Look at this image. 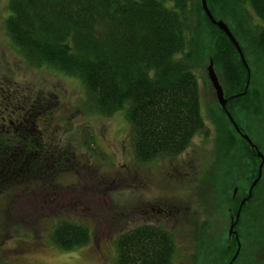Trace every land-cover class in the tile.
Listing matches in <instances>:
<instances>
[{"label": "rangeland", "instance_id": "obj_1", "mask_svg": "<svg viewBox=\"0 0 264 264\" xmlns=\"http://www.w3.org/2000/svg\"><path fill=\"white\" fill-rule=\"evenodd\" d=\"M6 1H0V111L4 110L0 115L5 116L10 101L21 105L27 100L33 109L45 106L36 119L42 136L34 148L49 147L59 158L43 166L44 184L34 185L35 171L28 172L31 184L25 188L15 178L0 182V264H114L117 236L141 225L170 234L169 264H223L221 251L229 238L235 239L232 234L228 237L230 216L234 218L240 199L247 197L260 161L252 163L239 139L227 147L228 130L215 116L219 105L205 72L210 42L200 41L202 52L194 69L202 131L179 154L142 163L134 158L131 127L123 111L98 113L77 78L26 62L2 25ZM242 7L256 23L249 6ZM240 46L254 82L247 78L244 91L254 89L260 98L264 60L253 59L252 47L243 40ZM215 73L221 84L219 72ZM257 107L261 116L243 121L235 110L236 125L263 157L255 196L239 210L238 227L232 228L239 244L236 264H264V105L259 101ZM61 220L85 227L87 242L69 250L52 244L50 232ZM236 248L235 241L225 264Z\"/></svg>", "mask_w": 264, "mask_h": 264}, {"label": "trees", "instance_id": "obj_2", "mask_svg": "<svg viewBox=\"0 0 264 264\" xmlns=\"http://www.w3.org/2000/svg\"><path fill=\"white\" fill-rule=\"evenodd\" d=\"M205 3L214 19L234 26L228 28L239 46L243 40L252 47L253 59L264 60V0ZM243 3L249 6L256 23L248 19ZM5 6L4 31L29 65H46L77 78L100 114L123 111L131 127V147L138 162L175 156L202 131L194 69L203 39L210 42L208 59H212L220 74L225 107L232 119L236 121V109L241 112L242 121L261 116L257 103L261 101L263 107L264 88L260 98L254 89L244 91L247 78L250 84L254 83L250 80L248 60L246 69L226 35L206 17L200 0H7ZM261 70L264 72V68ZM27 102L21 100V106L16 107L18 113L27 110L24 117L31 119L44 114L45 106L33 109ZM218 108L219 115L215 116L223 119L228 130L224 134L227 147H234V139H239L255 164L258 157L233 129L222 108ZM237 126L244 133L238 123ZM31 127L28 126L29 131L36 132ZM255 149L259 151V147ZM255 168L252 172L257 173ZM256 184L240 213L255 196ZM238 219L233 229L238 227ZM49 239L55 246L69 250L84 245L88 231L61 220ZM229 239L221 251L223 264L234 250L235 239ZM115 245L114 264H169L173 249L170 234L151 225L122 232ZM237 257L238 253L232 264L237 263Z\"/></svg>", "mask_w": 264, "mask_h": 264}, {"label": "flooded vegetation", "instance_id": "obj_3", "mask_svg": "<svg viewBox=\"0 0 264 264\" xmlns=\"http://www.w3.org/2000/svg\"><path fill=\"white\" fill-rule=\"evenodd\" d=\"M7 104L8 105H5V116L0 115V182L7 183L11 180V178H15L16 182H19V184L22 185V188H25L26 186L28 187L29 184H31V181L29 180V177L27 175L28 172L35 171L37 173V176H35L36 179L35 181H33L34 185L37 186V182H41L44 184L45 175H43L42 180L40 178V174L44 172L43 168L45 167L46 162H50V155L54 154L55 152L44 148L42 149L40 147L34 148L35 145L40 144L39 139H41L42 136V132L38 131V129L36 128V125L38 123V121H36V115H34L35 117H32L33 119H31L30 117H24V115L27 114L28 111L26 110V112H22L20 114L16 109V107H20L21 105H16L15 103L13 104L11 101ZM3 111L4 110H1L0 113ZM30 125L33 126L31 128L36 130V132L31 133L29 131L30 129L28 128V126L30 127ZM16 130L21 131L19 132ZM37 136L38 138L36 139L35 137ZM241 139L244 140L245 143H247V141L243 137H241ZM249 148L254 152V155L256 156L255 153L257 150L250 146ZM46 154L47 156L45 157ZM54 155L55 156H53L52 158V164L57 162L59 158L58 155ZM55 157H57V159H55ZM31 161L33 162L30 164ZM35 172L33 173L35 174ZM16 176H20V180H17ZM245 201L246 200H244V202ZM230 236L231 235H229L228 237Z\"/></svg>", "mask_w": 264, "mask_h": 264}, {"label": "water", "instance_id": "obj_4", "mask_svg": "<svg viewBox=\"0 0 264 264\" xmlns=\"http://www.w3.org/2000/svg\"><path fill=\"white\" fill-rule=\"evenodd\" d=\"M201 3V7L202 10L204 12V14L206 15V17L208 18V20L217 26V28H219L225 35L226 37L229 39V41L231 42V44L233 45V47L235 48L242 64L246 67L247 69V65L246 62L244 60L241 48L238 44V42L236 41V39L233 37V35L231 34V32L229 31L227 25L221 20V19H214L213 16L211 15V13L209 12L205 0H200ZM205 72H206V76L207 79L209 81V84L214 92V96H215V100L218 103L219 107L222 108V110L224 111L226 117L228 118V120L230 121L232 127L234 128V130H236L237 132L240 133V135L247 141V143L249 144L250 147L255 148V145H253V143L251 142L250 138L244 134L241 133L236 125L235 122H233V120L231 119L228 111L225 108V102H226V98L223 95V89H222V85L219 83V80L217 78V75L215 73V69L213 67V63H212V59H208L207 61V65L205 67ZM256 156L259 158V165H258V173H257V177L254 178V180L251 181L248 190H247V197L246 198H242L240 200V204L239 207L237 208L236 212H235V216L234 218L230 216V224L228 226V235L232 234L235 237V241L237 243V248L234 252V254L231 256V259L228 261L227 264H232V261L235 259L238 251H239V244H238V240H237V235L236 232L232 229L234 223L237 221L238 216H239V210H240V205L243 204L244 200H246L250 195H251V189L253 187V185L256 183V181L258 180L259 176H260V170H261V165H262V160L263 157L261 155L260 151H256ZM235 192V190H233V193Z\"/></svg>", "mask_w": 264, "mask_h": 264}]
</instances>
